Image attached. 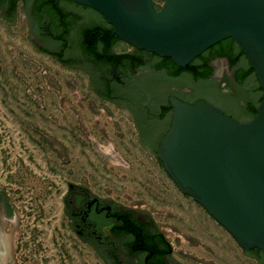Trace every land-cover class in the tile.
<instances>
[{
  "label": "rangeland",
  "instance_id": "obj_1",
  "mask_svg": "<svg viewBox=\"0 0 264 264\" xmlns=\"http://www.w3.org/2000/svg\"><path fill=\"white\" fill-rule=\"evenodd\" d=\"M22 7L19 0L15 24L0 17V189L16 210L18 264H105L65 211L68 183L84 176L95 192L150 211L186 264H237L203 257L207 250L186 231L193 220L214 230L197 202L139 145L131 119L96 94L85 72L35 47L27 22L21 28ZM130 46L123 41L116 51ZM216 238L219 249H229L226 233Z\"/></svg>",
  "mask_w": 264,
  "mask_h": 264
},
{
  "label": "water",
  "instance_id": "obj_2",
  "mask_svg": "<svg viewBox=\"0 0 264 264\" xmlns=\"http://www.w3.org/2000/svg\"><path fill=\"white\" fill-rule=\"evenodd\" d=\"M73 1L94 9L84 12L89 15L87 25L109 23L120 40L161 57H171L182 68L211 46L233 38L264 90V0H155L162 3L160 9L154 0ZM9 22L15 24L16 15ZM26 22L22 7L23 30ZM186 77L171 78L169 82L160 77L159 90L175 85L179 91L188 87L199 92L194 78ZM252 83L257 84L255 80ZM239 96L245 109L246 97L242 92ZM169 100L171 124L157 153L163 168L179 189L203 206L245 252L257 248L264 254V96L255 115L242 122L206 99L187 102L172 95ZM83 179L90 186L88 178ZM138 209L153 218L150 211ZM15 234L16 226L14 237Z\"/></svg>",
  "mask_w": 264,
  "mask_h": 264
},
{
  "label": "flooded vegetation",
  "instance_id": "obj_3",
  "mask_svg": "<svg viewBox=\"0 0 264 264\" xmlns=\"http://www.w3.org/2000/svg\"><path fill=\"white\" fill-rule=\"evenodd\" d=\"M15 1L8 0L4 5L0 4V17L13 21L19 3L17 0V8L14 10ZM50 2L23 0L29 39L37 49L64 66L85 72L97 95L113 101L122 110L128 109L130 112L126 113L134 125L137 141L148 155L158 158L159 145L170 128L173 110L172 107L166 109L170 96L175 95L187 102L206 99L216 104L211 98L202 97L191 88H180V91L172 88L159 90L160 77L166 82L171 78L167 71L152 67L156 62L152 52L131 45L129 50L121 53L137 56L135 63L104 61L111 53H119L116 46L123 41L120 40L113 51L109 50L112 47L111 41L117 35L112 33L111 38L107 39L109 27L101 25L92 31L87 47L84 48L85 37L82 31L93 26L87 25L89 15L84 12L93 8L73 0H54L53 6ZM154 3L160 9L162 3L158 4L155 0ZM60 36H64L62 41ZM216 46L210 48V53L214 52L210 59L213 68L211 83L213 87L220 86L222 89L219 94L211 93L224 106L216 105L234 119L248 121L255 115L254 110L260 103L263 88H257L260 81L255 73L253 80L256 86L245 88L246 108H242L241 100L233 101L239 87L236 74L250 62L245 55L237 67H232L229 59L218 53ZM233 48L238 52L242 49L238 44H232V51ZM188 74L185 72L179 78H186ZM226 97L231 100L228 102ZM229 109L231 112H228ZM234 113L244 116L239 117ZM64 203L71 226L80 241L105 264H186L174 255L167 237L161 234L162 230L151 216L141 209L128 207L95 192L84 179L68 183ZM15 226V208L7 193L0 189V264H18ZM246 254L257 264H264V254L259 251L246 250Z\"/></svg>",
  "mask_w": 264,
  "mask_h": 264
},
{
  "label": "trees",
  "instance_id": "obj_4",
  "mask_svg": "<svg viewBox=\"0 0 264 264\" xmlns=\"http://www.w3.org/2000/svg\"><path fill=\"white\" fill-rule=\"evenodd\" d=\"M7 1L8 0H0V4L4 5L5 3H7ZM50 4L53 6L54 0H51ZM16 8H17V0L15 1V4H14V10H16ZM105 26L109 27V29L107 30V35H106V38L109 39L112 36L113 27H112V25H109L107 23L105 24ZM99 27H102V26L99 24H95L91 28L88 27V28L83 29L82 34L85 37L84 42H83L84 48L87 47L88 37H90V35L92 34V31H94V29L97 30ZM59 39L62 41L64 39V36H60ZM119 41H120V39L115 37L111 41L112 47L109 48V50L113 51V48L115 47V45ZM232 44L236 45L237 43L233 38H228V39H224V40L220 41L219 43H217L216 47L219 49L218 53L220 55L226 56L229 59L230 65L232 67H237L238 64L242 61L243 57H245V53H244L243 49H241L238 52L233 48V51H232ZM215 45L211 46L210 48L214 47ZM210 48H209V50L207 49V51L203 52L200 56L195 58L186 68H182V67L178 66L172 60L171 57H161V56L154 53V56H155L154 58L156 59V62H155V64H153L152 67L155 70L167 71L170 78H179V77H181V75L183 73L187 72V73H189L188 75H190L192 78H194L198 89H200V91L198 92L200 94V96L210 98L209 95H211V96L215 97L216 99L220 100L219 98L216 97V95L213 94L214 92H215V94L221 93L222 87H220V86L213 87V85L211 83L213 68L210 64V59L212 58V55L214 54V52L210 53V51H211ZM57 57L61 58L60 55H57ZM137 59H138L137 56H134L132 53H115V52H113V53H111L110 57L106 58L104 61L121 62V63L134 61V63H135V61ZM94 61L98 62L99 59H94ZM146 66H148V65L146 64ZM254 76H255V70L250 63L243 66L237 72L236 81L238 82L239 87L237 89L238 92L236 91V93H235L233 101L237 102L242 98V96H239V94L241 92L246 96L245 88L247 89L249 86H256L255 83H252ZM200 82H202V83H200ZM257 88H259V90H262V86L260 84L258 85ZM211 91L213 93H211ZM263 96H264V91L262 90V96L259 98V101L262 100ZM226 99L228 102H229V100H231L230 97H226ZM255 107H256V105H255ZM166 109L167 110L171 109L170 103L168 104ZM254 111L256 113V109ZM161 234L163 236H165L164 233H161ZM168 244H169L170 249L173 250L172 245H171L169 240H168ZM251 250L255 251V252L259 251L260 253H262V251L260 249H257V248L251 249Z\"/></svg>",
  "mask_w": 264,
  "mask_h": 264
},
{
  "label": "crops",
  "instance_id": "obj_5",
  "mask_svg": "<svg viewBox=\"0 0 264 264\" xmlns=\"http://www.w3.org/2000/svg\"><path fill=\"white\" fill-rule=\"evenodd\" d=\"M196 204L198 205V212L200 213V215L204 220H206L207 224L215 230V232L214 230H207L204 224L197 223L194 220L192 221V223H190L191 226H186V231H189L194 238L200 240L201 245L208 252L203 255V257H205L208 262L213 263L219 255L220 257L229 258L232 263L251 264L250 262H252L254 264H257L254 260L248 257V255L244 251V248L239 245V243L222 225H220L213 217L209 215V213L204 209L203 206H201L199 203ZM219 232L221 233V236H225L226 233L228 238H231L230 240L232 243L230 244L228 250H225L224 248L219 249L220 242L216 238L219 237ZM213 233L215 237L212 236Z\"/></svg>",
  "mask_w": 264,
  "mask_h": 264
}]
</instances>
